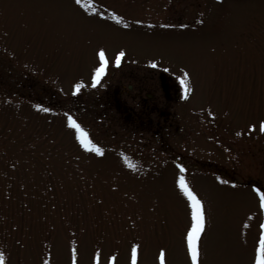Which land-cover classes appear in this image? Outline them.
Instances as JSON below:
<instances>
[{"label": "rangeland", "instance_id": "374dc122", "mask_svg": "<svg viewBox=\"0 0 264 264\" xmlns=\"http://www.w3.org/2000/svg\"><path fill=\"white\" fill-rule=\"evenodd\" d=\"M91 2L0 0L5 264H72L73 250L77 264L97 252L99 264H129L132 244L138 264H159L161 248L166 264H190L177 164L206 209L200 264H252L264 222L253 191L264 192V0ZM101 49L109 65L92 87ZM65 114L103 156L80 148Z\"/></svg>", "mask_w": 264, "mask_h": 264}, {"label": "snow or ice", "instance_id": "6c2138e0", "mask_svg": "<svg viewBox=\"0 0 264 264\" xmlns=\"http://www.w3.org/2000/svg\"><path fill=\"white\" fill-rule=\"evenodd\" d=\"M74 3L85 11L90 9L95 11L91 0H74ZM111 19L117 24L121 23V18L115 14L111 15ZM137 23H140V21H137ZM125 27H127V25H125ZM95 55L98 58V63L91 71L92 87H96V85L100 83L101 78L105 75L106 69L109 65V60L103 49L97 51ZM124 55L125 53L123 51L117 52L112 63H114L116 67H119L121 58ZM152 67H156V65L153 64ZM164 71H168V69H164ZM176 79L180 85L182 93L184 94L183 98L186 99L187 93L192 91L188 82L189 73L182 71V74L178 75ZM73 87L78 91L83 87V85L81 83H76ZM36 107L39 106L37 105ZM40 110L45 112L48 111L47 108H41ZM65 115L67 127L74 130L75 140L79 144L80 148H82L85 152L94 153L96 156H103V150L89 138L88 132H86L71 115ZM260 131L264 132V120L260 122ZM125 163H127V161H125ZM129 167H131V165H129ZM177 168L179 169V174L175 177L174 184L176 189H178L179 194L186 201L187 223L183 234V241L186 245V255L190 264H200L202 237L206 232L207 225L206 209L198 194L189 187L187 181L185 180L183 175L185 169L179 164H177ZM253 191L259 197L260 209L264 210V192H261L257 188H254ZM138 249L139 245H131L129 264H138ZM113 259L114 258L111 257L109 258V264H112ZM156 259L159 261V264H166V253L163 248L159 250ZM0 264H5L3 254H0ZM45 264H47V262H45ZM72 264H77L75 250L72 252ZM93 264H99V252L93 256ZM252 264H264V222L259 224V234L255 242Z\"/></svg>", "mask_w": 264, "mask_h": 264}, {"label": "flooded vegetation", "instance_id": "af4514ba", "mask_svg": "<svg viewBox=\"0 0 264 264\" xmlns=\"http://www.w3.org/2000/svg\"><path fill=\"white\" fill-rule=\"evenodd\" d=\"M128 89L131 90V87H129ZM165 93H166V91H165ZM151 97H152V96H151ZM151 97H149V98H151ZM144 109H145V108H144Z\"/></svg>", "mask_w": 264, "mask_h": 264}]
</instances>
